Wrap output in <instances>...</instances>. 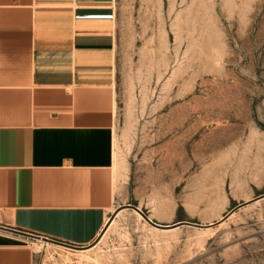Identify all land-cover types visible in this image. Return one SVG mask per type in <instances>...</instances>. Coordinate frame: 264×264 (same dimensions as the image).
Instances as JSON below:
<instances>
[{
	"label": "rangeland",
	"instance_id": "374dc122",
	"mask_svg": "<svg viewBox=\"0 0 264 264\" xmlns=\"http://www.w3.org/2000/svg\"><path fill=\"white\" fill-rule=\"evenodd\" d=\"M115 7V157L132 170L130 203L159 223L212 225L156 229L127 209L78 261L264 264V0Z\"/></svg>",
	"mask_w": 264,
	"mask_h": 264
},
{
	"label": "crops",
	"instance_id": "0c3cea01",
	"mask_svg": "<svg viewBox=\"0 0 264 264\" xmlns=\"http://www.w3.org/2000/svg\"><path fill=\"white\" fill-rule=\"evenodd\" d=\"M116 84L115 0H0V264H83L133 213Z\"/></svg>",
	"mask_w": 264,
	"mask_h": 264
},
{
	"label": "water",
	"instance_id": "95a60500",
	"mask_svg": "<svg viewBox=\"0 0 264 264\" xmlns=\"http://www.w3.org/2000/svg\"><path fill=\"white\" fill-rule=\"evenodd\" d=\"M260 198H264V193L259 195L258 197H256V199H260ZM256 199H254V200H256ZM248 203L249 202H244V203L236 206L226 216H224L223 219L224 220L227 219L236 209H238L239 207L244 206V205H246ZM123 208H132V209H134L135 211L139 212L149 223H151L153 226H155L157 228H163V229L164 228H175V227H179V226H182V225H192V226H196V227H209V226L212 225V224L211 225H207V224H202V223H197V222H189V221H178V222L173 223V224H161V223H158V222H155V221L151 220L146 215V213L138 205L129 203V204L125 205V206H122L121 208H118L116 210V212H119ZM114 217H115V215L111 216L110 221H112L114 219ZM0 228L8 229V228H6L4 226H1V225H0ZM12 231L19 232V231H16V230H12ZM19 233H23V232H19ZM103 233L101 234V236L103 235ZM23 234H26V233H23ZM26 235L34 236V235H31V234H26ZM101 236L98 238V240H100ZM35 237H38V236H35ZM38 238H41V239H44V240H47V241L56 242V241H53V240H49L48 238H43V237H38ZM56 243H59V244H62V245H66V246H70V247H74V246H71L69 244H65V243H62V242H56Z\"/></svg>",
	"mask_w": 264,
	"mask_h": 264
},
{
	"label": "bare ground",
	"instance_id": "6f19581e",
	"mask_svg": "<svg viewBox=\"0 0 264 264\" xmlns=\"http://www.w3.org/2000/svg\"><path fill=\"white\" fill-rule=\"evenodd\" d=\"M263 199L264 198H260V199H256L255 201H254V203H259V202H261V201H263ZM121 211V210H120ZM119 211V212H120ZM137 212V211H136ZM233 215V214H232ZM111 226V225H110ZM108 227V226H107ZM155 227V226H154ZM155 228H157V227H155ZM176 228H178V227H176ZM173 229H175V228H173ZM166 230H170V229H166ZM106 232V231H105ZM105 234V233H104ZM103 237V236H102ZM102 239V238H101Z\"/></svg>",
	"mask_w": 264,
	"mask_h": 264
}]
</instances>
